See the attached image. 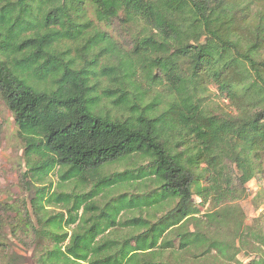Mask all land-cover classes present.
<instances>
[{
	"label": "trees",
	"instance_id": "16d2710c",
	"mask_svg": "<svg viewBox=\"0 0 264 264\" xmlns=\"http://www.w3.org/2000/svg\"><path fill=\"white\" fill-rule=\"evenodd\" d=\"M113 21L134 31L131 54L102 29ZM208 84L233 111L212 108ZM0 97L23 149L20 177L36 187V232L51 242L36 264L236 260L238 216L218 206L264 173V0H0ZM157 178L166 183L151 188ZM173 196L155 222L143 212Z\"/></svg>",
	"mask_w": 264,
	"mask_h": 264
},
{
	"label": "rangeland",
	"instance_id": "374dc122",
	"mask_svg": "<svg viewBox=\"0 0 264 264\" xmlns=\"http://www.w3.org/2000/svg\"><path fill=\"white\" fill-rule=\"evenodd\" d=\"M102 29L108 32L122 51L131 54L134 31L122 26L119 21H113L109 26L102 24ZM148 82V79L145 78L144 81L142 79V87H147ZM161 86L160 91L163 89ZM208 88L210 96L207 99L215 111L220 113L233 111L226 99L216 93L214 84H208ZM22 153L13 116L0 97V239L5 240L4 246L0 248V264H36L41 247L51 244L48 237H42V234L36 232L39 224L32 206L36 187L27 181L29 177L27 180L20 177V173L25 170ZM139 163L141 164V161L134 158L114 165L111 171L134 170ZM48 180L53 186L52 190H59L56 174H52ZM67 188L71 189L73 185H68ZM116 190L111 188L110 195L115 194ZM96 199L102 205L103 198ZM194 200L200 201L195 196ZM198 207L201 210L198 214L200 216L214 209L212 203ZM218 208L227 211L233 209L236 212L243 242L239 243V248L235 252L236 260L211 259V264L247 263L251 259H257L261 249L264 253V244L260 242V235L264 236V173L245 184V193L240 199L225 201L219 204ZM47 209L52 213L63 212L66 218V210L61 206H49ZM161 209L154 207L143 212L153 218L162 214ZM138 214V211L130 213ZM71 227L66 229L70 231Z\"/></svg>",
	"mask_w": 264,
	"mask_h": 264
},
{
	"label": "clouds",
	"instance_id": "9594fccd",
	"mask_svg": "<svg viewBox=\"0 0 264 264\" xmlns=\"http://www.w3.org/2000/svg\"><path fill=\"white\" fill-rule=\"evenodd\" d=\"M49 30H51V29H49ZM151 32H152L153 34L159 36V33L156 32V29H155V28L151 29ZM18 42H19V41H17V43H18ZM82 43H83V39H82L81 41H78V42H77L78 45H80V44H82ZM166 43L171 44L172 42H171V41H167ZM54 47H56V48L67 47V45H66V44H65V45H54ZM28 51H31V50L29 49ZM26 54H27V53H19L18 56H23V55H26ZM165 54H166V53H162V52H161V53H150V54H149V58H153V57H155V56L165 55ZM221 63H223V61H221ZM80 64H81V62L78 61L76 66H79ZM217 67H219V65H217ZM214 70H215V69H214ZM149 75H151V72L149 73ZM161 87H167V84L162 85ZM188 87L190 88V85H189ZM218 95H219V94H218ZM177 97H178V89L170 88V89H169V93H168V95H167V100H168V101H172V100L177 99ZM149 99H150V97H149ZM143 103H144V104H147V103H148V100H147V99L144 100ZM166 106H167V105H165V107H166ZM153 115H156V113H153ZM178 130H180V129L178 128ZM184 130H186V129H184ZM193 135H194V134H193ZM178 138H179V137H177L176 139H178ZM176 139H173V140L171 141V144H175V143H176ZM166 154H167V155H175V151H171V150H170V151H167ZM49 155L55 157V156H56V153H54V152H53V153H49ZM158 159H159V156H158L156 153H152V154H150V155L144 157V158L141 160V163H142V164H149V163H151V162H153V161H157ZM164 183H166V181H165L164 179H162V178H157L156 181H155V183H154V184H151L150 187H151V188H159V185L164 184ZM144 190H145V189H142V191H144ZM178 201H179V197H177V196H173V197H171L169 203H168L166 206H163V207H162V209H161L162 214L171 211L172 208L175 206V204L178 203ZM152 219H153V222H155L156 217H153Z\"/></svg>",
	"mask_w": 264,
	"mask_h": 264
}]
</instances>
